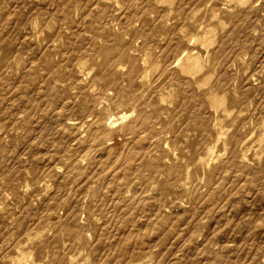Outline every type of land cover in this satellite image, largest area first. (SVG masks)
I'll return each mask as SVG.
<instances>
[{
  "label": "rangeland",
  "instance_id": "374dc122",
  "mask_svg": "<svg viewBox=\"0 0 264 264\" xmlns=\"http://www.w3.org/2000/svg\"><path fill=\"white\" fill-rule=\"evenodd\" d=\"M0 264H264V0H0Z\"/></svg>",
  "mask_w": 264,
  "mask_h": 264
}]
</instances>
